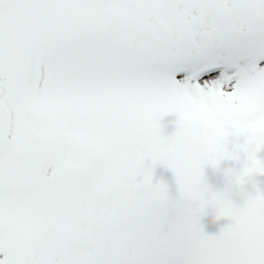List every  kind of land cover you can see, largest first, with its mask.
Here are the masks:
<instances>
[{"label": "snow or ice", "instance_id": "snow-or-ice-1", "mask_svg": "<svg viewBox=\"0 0 264 264\" xmlns=\"http://www.w3.org/2000/svg\"><path fill=\"white\" fill-rule=\"evenodd\" d=\"M262 151L264 0H0V264H264Z\"/></svg>", "mask_w": 264, "mask_h": 264}, {"label": "rangeland", "instance_id": "rangeland-1", "mask_svg": "<svg viewBox=\"0 0 264 264\" xmlns=\"http://www.w3.org/2000/svg\"><path fill=\"white\" fill-rule=\"evenodd\" d=\"M175 119H176V114L174 112L168 113L163 118L164 130L166 132L171 131L175 127ZM258 155L264 157V151L258 153ZM225 170H226L225 167H222V169L219 172H214L210 167L206 170V180L210 188L216 191L223 190L224 187L223 174ZM160 178H164L169 184L170 191L175 192L176 190L175 178L170 168H167L164 165H157L154 173V179H160ZM253 179L257 182L259 187L264 188V175H256ZM245 187L248 190L254 191L251 183L245 185ZM233 199L239 201L240 196L236 193H233ZM227 223H229V220L226 217H221L219 219L212 217L204 222L203 228L207 233L214 234L218 232L219 229Z\"/></svg>", "mask_w": 264, "mask_h": 264}]
</instances>
